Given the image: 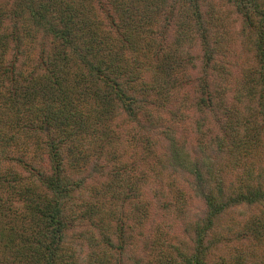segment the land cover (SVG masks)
I'll use <instances>...</instances> for the list:
<instances>
[{"label":"trees","instance_id":"trees-1","mask_svg":"<svg viewBox=\"0 0 264 264\" xmlns=\"http://www.w3.org/2000/svg\"><path fill=\"white\" fill-rule=\"evenodd\" d=\"M221 1L0 0V264H264V0Z\"/></svg>","mask_w":264,"mask_h":264},{"label":"rangeland","instance_id":"rangeland-1","mask_svg":"<svg viewBox=\"0 0 264 264\" xmlns=\"http://www.w3.org/2000/svg\"><path fill=\"white\" fill-rule=\"evenodd\" d=\"M213 1V0H212ZM214 5L218 6L219 8L221 9H227V7L224 5V3L221 1V0H214ZM227 12V11H226ZM228 13V12H227ZM223 14V13H222ZM229 14V13H228ZM224 18H223V23H226L227 27H230L231 24L233 25V27L237 30L238 29V26H239V23H236L235 19L236 18L235 16H228L227 14L224 15ZM227 20V21H225ZM230 25V26H229ZM230 30V29H229Z\"/></svg>","mask_w":264,"mask_h":264}]
</instances>
